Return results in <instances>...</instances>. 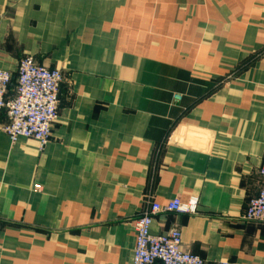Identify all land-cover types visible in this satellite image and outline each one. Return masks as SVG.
I'll return each mask as SVG.
<instances>
[{
    "label": "crops",
    "instance_id": "obj_1",
    "mask_svg": "<svg viewBox=\"0 0 264 264\" xmlns=\"http://www.w3.org/2000/svg\"><path fill=\"white\" fill-rule=\"evenodd\" d=\"M25 55L63 79L42 150L0 129V264H130L136 218L191 196L151 232L264 264V0H0V68Z\"/></svg>",
    "mask_w": 264,
    "mask_h": 264
},
{
    "label": "built area",
    "instance_id": "obj_2",
    "mask_svg": "<svg viewBox=\"0 0 264 264\" xmlns=\"http://www.w3.org/2000/svg\"><path fill=\"white\" fill-rule=\"evenodd\" d=\"M62 79L59 69L38 65L31 55L18 60L15 72L0 68V114L6 118L0 129L10 142L30 138L37 142L40 150L43 149L57 118ZM257 174L264 180V157ZM197 208V196L186 201L174 197L164 204L152 202L135 220L130 264H205L199 255L181 248L179 229L171 228L164 233L150 230L152 218L158 213L194 214ZM241 217L264 223V185L248 199Z\"/></svg>",
    "mask_w": 264,
    "mask_h": 264
},
{
    "label": "rangeland",
    "instance_id": "obj_3",
    "mask_svg": "<svg viewBox=\"0 0 264 264\" xmlns=\"http://www.w3.org/2000/svg\"><path fill=\"white\" fill-rule=\"evenodd\" d=\"M11 72V71H10ZM58 114V113H57ZM51 128H52V126H51ZM30 139V138H29ZM38 145V144H37Z\"/></svg>",
    "mask_w": 264,
    "mask_h": 264
}]
</instances>
